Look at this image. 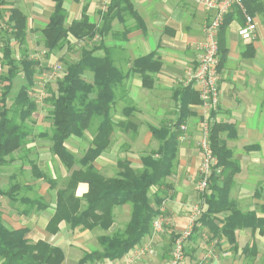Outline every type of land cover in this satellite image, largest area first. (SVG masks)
<instances>
[{"label":"crops","instance_id":"1","mask_svg":"<svg viewBox=\"0 0 264 264\" xmlns=\"http://www.w3.org/2000/svg\"><path fill=\"white\" fill-rule=\"evenodd\" d=\"M130 1L143 27L130 30L124 41H119L121 34L115 41L109 38V46L113 45L114 63L127 76L116 91L112 109L115 128L110 143L93 160L94 167L105 177L115 176L119 170L118 163L123 160H128L131 168L141 170V157L158 146L150 128L171 125L178 118L180 112L176 93L185 85L182 81L184 71L198 59L204 25L209 17L199 0ZM103 2L109 4L110 0H64L65 26L80 19L83 10L89 19L99 24L100 15L105 10L100 7ZM12 8L19 10L25 18L24 36L20 39L12 36L11 22L2 29L1 35L8 40L11 57L19 62H33L34 72L33 82L28 85L19 70L11 80L7 98L12 100L22 86H29L28 95L36 105L31 116L36 130L21 148L7 157L10 162L1 167L22 165V161L13 162L12 158L24 146L27 152L35 153L24 161L30 180L19 182L15 175H11L7 177L6 187H1L6 191L14 185L16 196V200L2 199L1 216L4 222L14 229L25 228V237L32 243L44 241L58 247L63 253L62 264H169L173 241L190 220L194 221V228L184 248L188 262L264 264V235L258 229L236 228L234 242H230L223 233L216 232L221 221L231 214L230 208L213 214L214 226L203 225L199 219L207 207L204 194L209 195L210 190L208 185L204 192L197 187L201 163V110L198 103L189 104L184 113L185 139L178 143L171 174L163 184L149 190L152 207L158 210L155 217L162 219V229L154 232L151 228L118 258H93L80 262L85 254L102 252L105 238H112L124 230L130 220L131 204L114 205L111 219L93 227L64 219L53 223L57 192L66 187L71 171L81 168V164L78 161L67 170L52 152V141L44 135L51 128V105L44 101L55 91L56 80L65 73L55 52L74 49L85 42L69 34L61 48L47 51L42 30L54 11L53 0H5L1 5V11L8 14ZM254 18L257 22L255 36L251 40H243L237 34L238 27L244 22L242 11L237 7L230 11V21L224 31L226 52L218 69L219 104L209 114V123L216 121L228 126L219 136L225 141L230 159L237 166L228 193L231 208L264 217L261 211L264 205V13H256ZM134 23L132 18L126 17L125 23L115 20L112 24L119 33L126 25ZM149 53H154L161 65L153 74L152 87L145 88L140 75L131 72V65L135 58ZM57 66H62L63 70H57ZM6 70L7 66L1 75H5ZM6 84L1 76L0 100ZM192 88L195 89L194 86ZM38 116L39 119H34ZM92 126L95 128L96 123L93 122L90 128ZM89 129L82 135L88 136V142L79 148V156L68 142L81 136L72 135L64 143L78 160L84 157L94 137ZM39 154L46 159L38 160ZM58 179L60 182H57ZM87 191L86 182H79L74 188V195L82 200L80 210L84 209L83 195ZM155 194L162 196L160 203H154ZM27 210L28 213L25 212Z\"/></svg>","mask_w":264,"mask_h":264},{"label":"trees","instance_id":"2","mask_svg":"<svg viewBox=\"0 0 264 264\" xmlns=\"http://www.w3.org/2000/svg\"><path fill=\"white\" fill-rule=\"evenodd\" d=\"M53 1L54 11L49 23L42 30L47 51L61 48L69 34L85 42L79 57L74 61L65 62V73L56 80L55 91L47 99L51 105V128L44 135L52 141V152L67 170L78 161L81 164V168L71 171L66 187L57 192L53 223L64 219L73 221V224L93 227L111 219V209L114 205L130 203V220L124 230L112 238H105L102 252L85 254L80 262L93 258L114 259L123 255L150 232L158 210L152 207L149 190L153 186L163 184L171 174L181 133L180 126L184 124V113L189 104H199L200 100L197 90L193 89L191 84L182 86L176 93L180 112L178 118L171 125L150 128L153 137L158 140V146L141 157L142 169L137 171L130 167L128 160H123L118 163L119 170L115 176L101 175L94 167L93 160L110 143V136L115 128L112 109L116 101V91L127 76V73L115 65L112 56L113 45L109 46L110 39L107 37L111 35V39L115 41L118 39L117 35L121 34L119 41H124L130 30L142 28L143 23L130 0H110L100 15L99 24L89 19L83 10L80 19L65 26L64 0ZM4 3L5 0H0V5ZM243 4L246 12L252 16L264 13V0H243ZM9 13V22L13 23L12 36L20 39L25 32V18L15 8L10 9ZM126 17L132 18L135 23L132 26L126 25L118 33L113 29L112 23L115 20L125 23ZM229 21L230 12L225 15L218 31L217 69L224 60V31ZM93 40L95 43L90 45ZM7 42L8 40L3 39L1 53L3 70L5 66L7 70L6 74L3 73L0 77L2 76L7 84L3 86L0 100V169L10 162L7 157L21 148L32 133L29 122L36 108L27 92L28 85L33 82L34 63L27 60L15 61L11 57ZM114 44L117 45L116 42ZM154 56V53H149L135 58L131 65V72L140 75L145 88L152 87L153 74L161 65ZM19 70L23 72L28 85L22 86L16 96L9 100L7 97L11 80ZM87 76L91 79L88 80ZM93 122L96 126L91 145L84 157L78 160L64 143L72 135L82 136ZM227 127L226 124L216 121H212L209 126L210 146L216 164L208 179L210 194H204L203 198L207 207L199 219L203 225L214 226L213 214L230 208L231 214L215 229L216 232L226 235L230 242H234V230L239 227L258 229L259 233L264 235V217H256L253 212H240L234 207L231 208L228 193L237 166L230 159V150L225 141L219 136ZM79 182L88 184V191L83 195V210H80L81 198L74 195V188ZM14 188V185L6 191L0 188V264H62L63 253L58 247L44 241L30 242L25 237V228H11L2 219V199L6 197L16 200ZM161 200L162 196L155 194L154 203H160ZM261 211L264 213V205Z\"/></svg>","mask_w":264,"mask_h":264},{"label":"built area","instance_id":"3","mask_svg":"<svg viewBox=\"0 0 264 264\" xmlns=\"http://www.w3.org/2000/svg\"><path fill=\"white\" fill-rule=\"evenodd\" d=\"M204 10L209 13L207 22L203 29V41L200 46V53L196 63L184 71L183 83L191 84L198 92L199 108L201 110L200 121V140L199 148L201 153V163L199 166V180L197 187L204 192L208 185V179L213 166L216 164V158L212 154L209 139V114L215 111L219 104V52H218V31L223 24L224 17L234 7L242 11L244 22L237 29V34L243 40H251L255 36L257 22L254 16L247 13L243 0H199ZM9 14L1 11L0 5V75L3 72V61L1 57L3 49L2 29L7 28ZM57 70H61L57 66ZM181 133L179 141L185 139L186 124L180 126ZM194 227V221L190 220L187 226L175 237L170 253L169 264H201V262H188L185 259V243ZM162 229V219L155 217L152 222V231Z\"/></svg>","mask_w":264,"mask_h":264},{"label":"rangeland","instance_id":"4","mask_svg":"<svg viewBox=\"0 0 264 264\" xmlns=\"http://www.w3.org/2000/svg\"><path fill=\"white\" fill-rule=\"evenodd\" d=\"M107 5H108V2H103V4H101L100 7H102V9L103 8L105 9ZM107 38H110L111 39V35H109ZM94 40L92 42H90V45H92L93 43H95ZM81 47L82 46L77 47V48L74 47V49L67 48V50H65V51L63 50L64 52L62 51L63 53L61 51H59V53H58V51H57V52H55V53H57L55 56L57 57V60H59V62L65 68V62L74 61L79 56ZM60 67H61V70H63L62 69L63 67L62 66H60ZM87 79L90 80L91 78L89 76H87ZM44 103H47L49 105V102L47 100H45ZM47 118L48 117H46V119ZM34 119H36V120L39 119V116L38 117H35ZM47 121H49V120L47 119ZM45 123H48V122H45ZM50 123H51V120H50ZM35 124L36 123L33 122V117H32V121L30 119L29 125L31 126L33 133L36 130ZM93 129H95L94 126H92L89 129L90 134H93L94 133V130ZM81 137L82 138L72 139V140H70L68 142L69 147H71L72 149L75 150V152H77L76 153L77 156H79V154H80V152H79L80 149L79 148L81 146L86 145L87 142H88V136H81ZM113 141H115V140H113ZM149 145H150V143H149ZM149 145H147V146H149ZM34 154L35 153H33L31 151L30 152L29 151L27 152V149H26L25 146L18 153L14 154L13 155V158L11 157L12 158V161L13 162H16V161L17 162H21L22 161V165L11 166V164H10V165H8V166L3 167V168L0 169V188L1 187H3V188L6 187L5 182H7V177H9L11 175H15L16 176V179L19 182L29 181L31 177L29 175L28 169L25 168L26 163L24 161H25V158H29V157L35 156ZM37 158H38V160L39 159H46L43 156V154L37 155ZM47 162H48V160H47ZM49 163L51 165H53V162L52 161H50ZM22 166H24V168H22ZM57 182H60V179H58ZM5 209H8V207H6Z\"/></svg>","mask_w":264,"mask_h":264}]
</instances>
